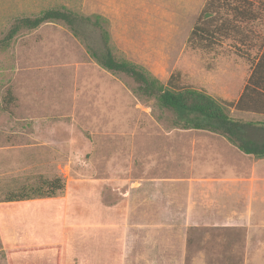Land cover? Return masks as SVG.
<instances>
[{"label":"rangeland","instance_id":"1","mask_svg":"<svg viewBox=\"0 0 264 264\" xmlns=\"http://www.w3.org/2000/svg\"><path fill=\"white\" fill-rule=\"evenodd\" d=\"M206 1L0 0V40L16 19L47 9L98 15L119 59L164 84L174 78L177 86L204 91L234 119L264 121L256 110L236 108L257 59L238 55L231 40L213 50L191 40ZM253 31L264 38V25ZM84 34L81 40L65 24L47 23L0 48V249L9 241L33 248L54 244L63 224L88 221L127 222L131 233L157 232L164 243V229L140 225L173 220L181 226L174 230L171 264H264L263 213L230 227L184 228L179 208L185 189L163 181L248 175L255 167L264 172V163L240 152L222 158L219 142L225 137L175 125L176 115L144 95L133 79L103 69L91 56L89 48L102 49L99 30L86 26ZM250 94L260 109L264 98ZM55 178L65 188L54 197L7 201Z\"/></svg>","mask_w":264,"mask_h":264},{"label":"trees","instance_id":"2","mask_svg":"<svg viewBox=\"0 0 264 264\" xmlns=\"http://www.w3.org/2000/svg\"><path fill=\"white\" fill-rule=\"evenodd\" d=\"M65 24L77 38L83 40L85 27H93L100 32L102 49L89 48L91 56L105 70L129 76L138 84L140 91L156 99L159 105L176 115L175 125L182 129L204 130L227 137L246 155L264 157V144H256L246 138L247 128L252 122L237 120L228 115L223 102L204 91L177 86L174 78L167 84L148 74L138 65L119 59L110 46V35L101 16H81L65 7L44 10L36 16L18 18L7 34L0 40V48L7 49L17 35L32 31L47 23ZM264 25V0H207L195 25L191 40L197 46L213 50L224 41L231 40L243 58L257 59L245 90L236 104L240 111H254L264 115V104L257 109L250 97V91L264 98V38L255 37V27ZM256 50V53L253 52ZM254 53V55H253ZM257 102V101H256ZM254 102V103H256ZM264 102V101H263ZM264 126V123H257ZM65 188L61 178L23 188L19 193L10 194L8 202L24 201L32 197L51 198ZM73 242L65 241L64 246L54 248H31L25 246H5L9 264H70V260L57 257L60 253L71 254ZM65 255V254H64ZM66 256V255H65ZM68 257V256H67Z\"/></svg>","mask_w":264,"mask_h":264},{"label":"crops","instance_id":"3","mask_svg":"<svg viewBox=\"0 0 264 264\" xmlns=\"http://www.w3.org/2000/svg\"><path fill=\"white\" fill-rule=\"evenodd\" d=\"M246 122L254 123L253 126L247 128L246 138L256 144H264V126L257 124L264 123V121ZM260 138L263 139L258 142ZM220 143L219 146L222 151L219 155L222 158V154L227 158H232V153L235 152L246 155L227 137ZM246 156L254 157L252 155ZM257 161L264 163V157L257 158ZM163 181L178 182L185 189V202L181 208L177 206L184 212V228L192 226L230 227L237 225L240 220L251 222L254 218H258L257 214H264V172H256V167L248 175L188 176L168 178ZM162 206L165 207V203H162ZM168 206L170 204H167ZM178 208L176 210H179ZM179 223L169 220L156 223L144 222L140 225L164 229L162 235L164 238L167 237V242L164 243L160 242L157 232H152V234L148 232L131 233L127 222L112 225L106 222L88 221L87 223H75L72 226L63 224L61 226L63 233L59 242L35 246L54 248L64 246L65 241L71 240L73 252L71 254L60 253L57 256L62 260L69 259L70 264H169L176 259L173 239L175 237L174 230L181 226ZM11 224L10 222L9 225L11 226ZM8 228L11 229L9 226ZM37 228H41V226ZM76 228L88 229V231L86 230L81 234V232L76 231ZM70 229L73 231H68ZM11 242L9 241V244L3 246H15ZM184 244L183 253L186 254L188 244L186 239ZM24 246L32 247V245ZM4 247L0 249V257L5 264H9V255L6 254Z\"/></svg>","mask_w":264,"mask_h":264}]
</instances>
